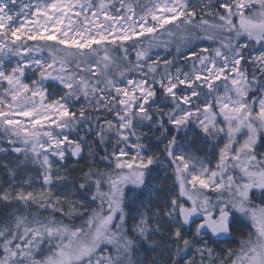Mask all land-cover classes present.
<instances>
[{
    "label": "snow or ice",
    "instance_id": "obj_1",
    "mask_svg": "<svg viewBox=\"0 0 264 264\" xmlns=\"http://www.w3.org/2000/svg\"><path fill=\"white\" fill-rule=\"evenodd\" d=\"M0 170V264H264V0H0Z\"/></svg>",
    "mask_w": 264,
    "mask_h": 264
},
{
    "label": "rangeland",
    "instance_id": "obj_2",
    "mask_svg": "<svg viewBox=\"0 0 264 264\" xmlns=\"http://www.w3.org/2000/svg\"><path fill=\"white\" fill-rule=\"evenodd\" d=\"M162 56L164 55V53H160ZM154 151L156 150L155 148L153 149ZM9 159H11V157H9ZM84 165H82V164H78L77 165V167H83ZM163 173H164V170H163V168H161L160 169V174H161V176L163 175ZM2 174H3V172H2V170H0V176H2ZM167 184L170 186L171 185V183H170V180H168L167 181ZM221 247H223V245L221 246Z\"/></svg>",
    "mask_w": 264,
    "mask_h": 264
},
{
    "label": "trees",
    "instance_id": "obj_3",
    "mask_svg": "<svg viewBox=\"0 0 264 264\" xmlns=\"http://www.w3.org/2000/svg\"><path fill=\"white\" fill-rule=\"evenodd\" d=\"M159 51H160V53H164L163 50H159ZM79 163L85 166L86 163H87V161H85V160H80ZM84 166H83V167H84ZM170 183H172L171 180H170Z\"/></svg>",
    "mask_w": 264,
    "mask_h": 264
}]
</instances>
